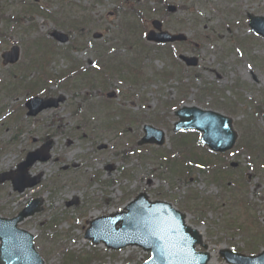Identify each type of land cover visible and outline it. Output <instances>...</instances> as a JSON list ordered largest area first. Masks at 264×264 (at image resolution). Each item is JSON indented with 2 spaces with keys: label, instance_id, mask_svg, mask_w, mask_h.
Wrapping results in <instances>:
<instances>
[{
  "label": "rangeland",
  "instance_id": "374dc122",
  "mask_svg": "<svg viewBox=\"0 0 264 264\" xmlns=\"http://www.w3.org/2000/svg\"><path fill=\"white\" fill-rule=\"evenodd\" d=\"M16 2L0 0V54L12 42L21 53L12 66L2 65L0 58V173L15 172L26 153L46 141L50 149L47 161L27 169L29 180L39 177L35 186L17 193L8 181L0 184V216L10 218L32 198H43V209L18 226L33 234L35 248L46 264H68L62 254L66 250L83 254L88 250L82 238L86 219L121 210L139 192L147 193L152 201L169 202L185 214L189 226L200 229L210 247L209 264H222L216 257V248L221 246L245 254L264 250V166L260 165L264 159L255 157L256 150L240 147L247 133H253L249 138L264 133V115H253L257 107L264 111V40L247 26V14L264 17V0H70L74 6L64 15L76 28L72 33L60 29L63 24L57 26L63 18L58 3L46 5L49 19L23 15ZM145 5L155 7L154 12L143 10ZM167 5L175 6V12L167 13ZM129 7L142 9L139 20L124 13ZM17 15L18 24L12 25ZM83 16L90 17L91 23L81 22ZM152 19L162 21V29L187 37L173 44L175 57L195 56L196 67H186L151 47L148 55L137 53L130 43L151 45L144 35ZM129 20L142 25L145 32L129 25L130 32L120 34L123 21ZM80 25L82 37L77 32ZM53 30L71 36L68 46L71 41L90 40L103 53L114 47L118 52L113 54L133 57L134 63L120 66L109 84L97 76L101 81H93L92 88L79 87L75 84L79 73L64 74L72 61L64 54L49 53L44 66L45 45L30 44L42 38L52 45L49 34ZM93 33L101 38L93 40ZM67 51L85 68L97 57L95 48L83 45ZM61 75L65 82L52 77ZM107 93H113L110 99ZM34 95H61L64 101L28 117L23 105ZM180 106L210 109L231 119L236 140L218 161L220 175H212L215 171L208 172L207 167L201 173V169L183 166L187 160L196 162L192 152L200 158L205 151L196 145V133L173 136L174 110ZM144 124L164 131L161 147L136 144ZM176 137L188 144L175 145ZM173 151H177L176 161L169 158ZM161 155L167 161L158 160ZM168 161L176 163V175L164 168ZM110 253L100 251L92 264H139L146 255L135 248Z\"/></svg>",
  "mask_w": 264,
  "mask_h": 264
},
{
  "label": "water",
  "instance_id": "95a60500",
  "mask_svg": "<svg viewBox=\"0 0 264 264\" xmlns=\"http://www.w3.org/2000/svg\"><path fill=\"white\" fill-rule=\"evenodd\" d=\"M252 30L264 37V18L250 16ZM158 27V25H157ZM156 40L169 41L175 36L167 34L149 36ZM3 63L15 62L17 49L2 54ZM186 65L194 66L196 59L182 57ZM61 97L41 100L32 98L26 102L27 115H35L49 107H56ZM36 104V105H35ZM179 121L175 129H195L202 133L201 142L213 151L229 150L235 142V133L231 120L217 112L201 110L196 107H184L176 112ZM143 143H163L162 132L144 128ZM151 133H155L151 137ZM49 142L26 155L23 162L17 165L14 174H0V182L9 179L13 188L22 192L26 187L37 183L38 178L27 180L26 169L35 161H46L49 158ZM42 198L31 200L15 217H0V264H44L33 245L30 232L17 228L19 222L42 210ZM185 215L174 210L170 204L149 202L146 194L140 193L124 208V211L100 217L92 222L84 233V238L96 245L102 242L108 249L119 250L125 246H139L150 251V258L143 264H205L208 254L194 252L195 244L204 248L200 234L184 225ZM116 225L118 227H116ZM221 256L229 264H264V250L254 256H245L222 250Z\"/></svg>",
  "mask_w": 264,
  "mask_h": 264
},
{
  "label": "trees",
  "instance_id": "16d2710c",
  "mask_svg": "<svg viewBox=\"0 0 264 264\" xmlns=\"http://www.w3.org/2000/svg\"><path fill=\"white\" fill-rule=\"evenodd\" d=\"M258 113H262V111L258 109ZM253 134V133H247L245 135V137L242 138L241 142H243L244 144H242V147L247 149V150H256L257 154L255 155V157H259V155H261V158L264 159V133L263 132H258L257 134L254 135L253 138H249L248 135ZM260 138V139H256V138ZM184 140V139H183ZM254 148V149H253ZM204 158V160L206 159V165L207 164H211L214 165L215 162L211 161V156L207 155V156H203L200 157V159L202 160ZM216 167V166H215ZM174 172V171H171ZM175 174V172L173 173ZM219 174V168L212 173V175H217ZM253 247V246H252ZM71 256V255H70ZM68 255V257H70ZM67 257V258H68ZM92 256L90 254H87L85 257L80 258L79 256L73 257L72 256V261L75 262L74 264H90L91 260H92ZM70 260V258H68Z\"/></svg>",
  "mask_w": 264,
  "mask_h": 264
},
{
  "label": "snow or ice",
  "instance_id": "6c2138e0",
  "mask_svg": "<svg viewBox=\"0 0 264 264\" xmlns=\"http://www.w3.org/2000/svg\"><path fill=\"white\" fill-rule=\"evenodd\" d=\"M249 68H251V65H248Z\"/></svg>",
  "mask_w": 264,
  "mask_h": 264
},
{
  "label": "bare ground",
  "instance_id": "6f19581e",
  "mask_svg": "<svg viewBox=\"0 0 264 264\" xmlns=\"http://www.w3.org/2000/svg\"><path fill=\"white\" fill-rule=\"evenodd\" d=\"M200 230V229H199Z\"/></svg>",
  "mask_w": 264,
  "mask_h": 264
}]
</instances>
